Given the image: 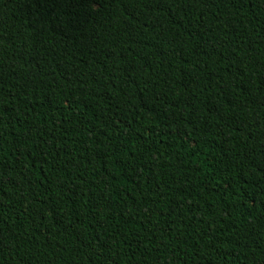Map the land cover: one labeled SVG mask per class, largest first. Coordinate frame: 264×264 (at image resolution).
Masks as SVG:
<instances>
[{
  "label": "trees",
  "instance_id": "trees-1",
  "mask_svg": "<svg viewBox=\"0 0 264 264\" xmlns=\"http://www.w3.org/2000/svg\"><path fill=\"white\" fill-rule=\"evenodd\" d=\"M0 264H264V0H0Z\"/></svg>",
  "mask_w": 264,
  "mask_h": 264
}]
</instances>
